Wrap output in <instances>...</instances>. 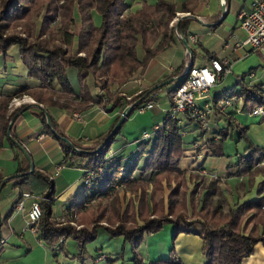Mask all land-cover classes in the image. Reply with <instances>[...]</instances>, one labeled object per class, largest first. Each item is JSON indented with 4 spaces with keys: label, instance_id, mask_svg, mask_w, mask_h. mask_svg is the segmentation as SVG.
<instances>
[{
    "label": "trees",
    "instance_id": "1",
    "mask_svg": "<svg viewBox=\"0 0 264 264\" xmlns=\"http://www.w3.org/2000/svg\"><path fill=\"white\" fill-rule=\"evenodd\" d=\"M60 1L62 0H0V57L6 59L9 50L18 46L28 77L41 82L36 91L23 86L16 95L0 96L3 104L0 112V151L8 144L14 151L15 161L18 162L16 175L10 179L14 182L13 188H20L23 195L34 191L35 180L46 186L45 195L41 196L44 219L39 239L49 242L50 245L58 243V246L66 239L74 237L79 243L80 250L85 252L86 245L96 239L102 228L97 224L107 220L113 224L117 222L121 224L118 228H102L101 231L115 238L123 237L126 243L138 251L145 236L159 234L167 224H172L174 241L181 233H194L202 239L207 254L205 264H243L254 254L259 244L264 246V181L260 182L257 189V199L243 201L237 198L232 207H229L230 203L227 205L229 199L223 194L222 201H215L218 191L213 186L201 189L197 199L194 190L193 193H189L187 200V191H181L180 186L184 183L188 170L179 166L180 160L186 158L188 153L184 136V133H187L185 126L196 124L197 130L202 129L200 135L202 139L208 134L205 129L211 126L203 128L201 122L188 117L172 118L170 111L162 125L149 133L148 139L143 135L142 141L138 143V152L132 156L118 155L117 151L112 150L123 126L107 141L101 135L95 142V148L84 149L76 143H73L74 147L70 146L61 139L62 135L58 132L53 118L49 116L51 120L49 125L46 114L41 113L40 118L46 126V132L56 136L61 143L65 155L61 164L84 169L82 192L72 203L75 211H69L60 219H68L77 212L80 222L88 228L75 231L59 227L52 213L56 194L53 180L43 176L36 169L31 173V164L20 149L22 144L14 133L11 132V137L9 136L11 119L17 114L16 111L14 115L8 117V106L12 99L22 94H30L45 110L53 108L85 111L92 105L107 108L110 104L113 108H119L122 106L121 99L113 97L107 100L99 94L92 95L91 91L98 86L106 92L112 85L121 86L128 83L150 60L154 44L167 35L169 24L176 13H192L193 5L199 0H185L181 11H177L176 4L167 0H161L155 5L144 1L139 11L130 14L126 0H78L74 8L61 5ZM93 12H97L101 17L100 25L94 22ZM57 18L60 20V29L55 31L51 26ZM17 27L21 28L25 39L20 36H5ZM180 28L184 37L188 39L186 22H182ZM30 40H35L36 43L30 45ZM56 42L65 44L66 49L59 48ZM140 45L145 52L144 59H140L138 55ZM161 45L163 46L162 40L159 46ZM192 52L194 55L193 50ZM81 54H85V57ZM183 68L178 75L184 73ZM71 69L77 71L76 87L68 77ZM247 76L248 74H243L240 77L242 86ZM101 77H106L107 81L99 86L97 81ZM181 81L178 80L169 95L173 94ZM235 89L237 87L226 90L215 98V116L225 118L227 125L220 126L215 134L210 133L202 150L192 148L193 152L203 151L202 155H198V160L192 157L193 164L190 166L194 170L206 169L205 162L209 157L227 156L225 146L232 136L233 127L237 130L238 142H245L248 147L244 154L238 156L236 162L229 163L226 175L247 177L263 162V147H254L248 137L249 127L243 126L229 114L221 111L220 103L228 97L237 100L242 98L244 104L241 107L246 106L252 113L257 107H264V95L258 86L246 85L237 93ZM152 90L125 102L124 106H127L138 101L129 117L140 106L153 99ZM145 94L148 95L142 99ZM149 97L151 99L148 100ZM262 117L264 120V116ZM120 118L121 116L116 119L113 130ZM104 140L106 144L101 150H97L105 143ZM197 142L198 140L193 144ZM80 149L89 153L79 152ZM201 156L203 157L200 158ZM200 162L202 163L199 164ZM92 172L97 176L92 188L89 189L85 179ZM163 180L177 181L178 185L169 195L167 212L162 211V206L158 203H153V215L157 216L153 219L149 214L151 204L149 201L153 200V195L149 196L148 190L152 185L155 192L163 194L164 189L160 185ZM121 188H129L139 194L137 212L134 211L131 202L125 207L122 206L118 192ZM110 198L114 200L110 208H102V202ZM94 201H101V204L86 207ZM179 203L183 209L191 207L199 221L195 220L191 224L185 220L179 212ZM226 207H229L227 212ZM12 213L13 209L4 218L0 215V228L11 218ZM3 244L4 238L0 231V259ZM171 251L172 255L160 260L159 264H179L174 261L175 248ZM107 258V255L101 254L96 260L100 262ZM134 262L143 264L138 254L135 255Z\"/></svg>",
    "mask_w": 264,
    "mask_h": 264
},
{
    "label": "crops",
    "instance_id": "2",
    "mask_svg": "<svg viewBox=\"0 0 264 264\" xmlns=\"http://www.w3.org/2000/svg\"><path fill=\"white\" fill-rule=\"evenodd\" d=\"M144 1L150 5H155L161 0H126V3L129 6L131 13H136L141 9ZM167 1L176 4L177 10H181L182 5L185 2V0ZM225 1L228 17L231 6L235 1ZM196 4L197 7L195 10L192 9L194 17H192L191 20H196L201 26H203V28L198 30V34V32L190 29L189 21L187 24L188 39H186L189 46H193L195 56L193 55L192 49L189 53H187V48L175 52L173 46H177L181 43L178 41H173L168 47H163L161 45L157 48L162 40L159 39L152 48V57L136 74L137 76L140 75L142 83L137 84L131 81L120 87L115 85L113 87L114 90H119L123 92V94L135 99L148 90L153 89V92L151 91V93L156 96V100L154 102V107L149 111L161 107L162 112H165L167 115L171 107V95H169V92L177 84L179 77L181 76L178 74L181 72L182 67H184L183 69L185 72L192 62H194L195 66H203L206 62L212 59H218L224 63H228L227 67H230L231 72L225 75L215 87L218 88L217 94L212 95L211 93V99L213 102L215 101V98L222 95L224 91L234 89L239 85L240 88L235 89L236 93L239 92L243 86L247 85L251 87L258 86V89L264 95L263 80L258 79V82H248L247 77L242 86V83H240V77L243 74L235 76L234 69L236 68V63L239 61L241 62L242 59L250 58L251 54L254 53L250 52L248 49L238 47V41L245 39V33L240 28V25L238 24L233 30L225 29L218 39L217 37H214L215 32L224 23V21L223 23H219L223 17L221 2L219 0H199ZM250 8V0H238L237 18L242 11L250 10ZM211 36L212 38H216L219 42V48L215 49L211 46ZM192 37L195 39V42L191 41ZM203 37H209V39H206L204 42ZM140 52L141 53H138L139 58L144 59L145 52L143 50ZM174 54L179 57L180 62L172 63V58L175 57ZM0 63H2L0 66V96L6 97L16 95L23 86H28L33 91H36L41 84L40 81L28 77V71L22 62L18 46L9 50L6 59L0 57ZM244 74L250 75V79L254 76L253 73L249 74V72ZM173 75H175L174 78H171ZM235 77L236 86H231ZM57 88L59 89V85H57ZM147 95L148 94H145L142 99ZM149 99L151 98L149 97L148 100ZM121 104L122 106L119 108H113L110 104L107 108H104L101 105H92L85 111L72 112L69 110L52 108L45 110V112L48 116L53 118L58 132L62 135L61 137L70 140L72 144H79L84 149H92L95 148V142L101 135L104 136L105 140L111 135L116 119L122 115L125 108L124 100H122ZM37 105L40 104L36 102L35 104L27 105L18 110L13 119L11 132L15 134L18 141L22 144V147L31 156L32 164L35 169L43 176L49 177L53 180L56 194L54 197L55 201L54 206L52 207V213L53 218L57 220L69 213V211H75L72 207V203L82 192V177L84 169L61 164L65 159L61 143L56 136L46 132V126L40 118L41 113L45 112L37 107ZM232 107L233 109L230 111L228 109L226 113L242 124L237 117L240 113L249 112L248 108L246 106L241 107L236 102ZM74 113L80 114L82 116V121L76 119L73 115ZM217 118H219L218 123L220 124H218V127H216L217 122H215L217 121ZM162 123L163 120L156 124L153 128V132L156 128L161 126ZM223 125H227L225 118L214 116L209 125L211 128L209 127L208 129H205V131H208V134L204 136L203 139L200 137L202 131L197 130V126L193 129L189 128L188 131L186 130L187 134L185 135V138L191 134L196 135V133H198L196 137L200 138L202 143H205L209 134H215L218 128ZM143 133L149 134L152 132L145 129L142 134ZM140 141L135 140L134 143L138 145ZM194 141H196V139L190 143V148H192L191 144H193ZM120 142L121 144H128L129 141L122 139L116 140L115 143L119 144ZM251 142L254 146H257L252 140ZM78 151L89 153V151L83 149ZM115 151H117L118 155L124 154V150L122 149H117ZM184 161L185 158L180 161L179 166L182 169H188L190 164L188 163L187 166H184L182 165V162ZM207 161L208 160L205 162V166L212 171L211 173L220 174L219 176L226 175L227 169L221 173L216 166L212 167L207 165ZM60 166L61 169L57 171V168ZM227 166H229V163H227ZM17 169L18 162L15 161L14 151L8 144H6V146L0 151V215L4 218L12 209L13 213L11 214V218L5 222L1 228L4 238V249L1 255L0 264H104L105 262H107L106 264H135L134 257L136 254L142 257L143 264H159V252L151 249L149 246H145V244L150 245L153 238H156V236H159L158 238H160L162 236L161 232L159 234L145 236L138 251H135L131 244L126 243L124 238L120 237L119 239L124 240V249L122 253H116L117 255L114 256H110L105 250L106 242H109L106 241L109 239V235L101 230L97 233L94 242L88 246L86 245L85 252L80 250L79 243L74 237H71L74 240V243L71 247L67 248L68 251L63 247L68 239L58 246V243L50 245L49 242L41 241L38 236L30 231L28 226V210L31 201H25V208L23 210L17 209V203L22 196L21 190L20 188H13L14 182L10 181V179L16 175ZM233 178L235 177L229 176V178H227L228 184ZM238 178L239 180L236 179V181H243L244 183L248 182L247 177ZM260 182L261 181L259 180L258 183ZM34 187L38 191L34 190L32 193L40 198L45 195L46 186L42 182L35 180ZM255 199H257V191H254L253 189L243 201ZM170 237L171 236L169 235V238ZM99 241H102L101 243L104 245L101 246L100 244H96ZM174 248L176 250L174 261L179 264H205L207 261L204 243L202 239L194 233H181L178 235L174 242ZM101 254L107 255L108 258L104 261H96V258ZM162 255L164 256L163 253ZM243 264H264V246L259 244L256 247L254 254L246 259Z\"/></svg>",
    "mask_w": 264,
    "mask_h": 264
},
{
    "label": "rangeland",
    "instance_id": "3",
    "mask_svg": "<svg viewBox=\"0 0 264 264\" xmlns=\"http://www.w3.org/2000/svg\"><path fill=\"white\" fill-rule=\"evenodd\" d=\"M234 1L235 2L231 6L230 13H229L228 17L226 18L224 23L218 28V30L215 32L214 37H217L218 39H219V36L225 31V29L233 30L234 28L237 27L238 24L240 25L238 18H237L238 0H234ZM77 2H78V0H62V1H60V4L61 5L63 4L69 8H72V7L74 8L77 5ZM193 9L195 10V8H193ZM177 11H181V10H177ZM128 13L130 14L131 11L129 10ZM93 17H94V22L96 23V25H100L101 24V17L99 16V14L97 12H93ZM41 19H42V17L39 18V20H41ZM183 22H186V25L189 22L190 29L192 31L198 32V34H199L198 30L203 28V26H201L196 20H194V19L191 20V18H187ZM59 24H60V20L57 18L52 23V26H51L52 29H55V31H58V29H60ZM168 31H169V28H168ZM168 34L169 33H167V35L162 38L163 47H167V43L165 42L166 39H168L170 41V43L172 41H178L179 42L178 38H176L174 36L169 38ZM5 36H20V37H23L24 39L26 38V36L22 34L20 27H17L15 29L10 30L8 33H6ZM45 38L46 37H43V39H45ZM211 38H212V36H211ZM203 39L205 42L206 39L207 40L209 39V37H203ZM35 43H36L35 40L29 41L30 45H33ZM181 43H179L177 46H173V50L175 52H178L182 49H186L185 44L182 41H181ZM210 44L215 49L220 47L219 42L216 40V38H212V42ZM56 45L61 49H64V50L66 49V45L61 43V42H56ZM204 45H205V43H204ZM189 47H190V49L193 50V46H189ZM157 48H159V45ZM141 50H142V48L140 45L139 49H138V53H141L140 52ZM186 50H187V53H189L188 49H186ZM81 56L85 57V54H81ZM172 60H173L172 63L180 62L179 57L176 55L174 58H172ZM1 64L2 63H0V66H1ZM235 67H236L234 69V72L236 74L235 76L242 75L244 73L249 72V73H253L254 76H253V78L250 79V77H249L250 75H248L247 76L248 82L249 81L258 82V79H261L264 81V58L261 54L252 53L250 58L248 57L246 59H242L241 62L239 61L238 63H236ZM246 68H248V69H246ZM243 70H245V71H243ZM68 77H69L70 82L73 84V86L78 85L77 71L75 69H71L68 72ZM140 78H141L140 75L139 76L135 75L133 78H131V80L129 82H131V81L135 82L136 79H140ZM106 81H107L106 77H101L97 82H98V85L100 86V85H103ZM128 83H126V84H128ZM126 84H123V85H126ZM123 85H121V86H123ZM114 86L115 85H112L110 87V89L107 90L106 92L97 86L91 91V93H92V95H96V94L103 92L104 99L109 100L113 97L114 98L117 97V98L121 99V103H122L123 97L121 94H123V92H121L119 90H114L113 89ZM116 86H118V85H116ZM231 86H236V77L234 78L233 84ZM118 87H120V86H118ZM237 88H240V85L237 86ZM217 91H218V88L213 89L211 92L212 95H216ZM25 95L33 98L30 94H25ZM155 100H156V98H155ZM2 108H3V104H2V101H0V112H1ZM8 108H9V106H8ZM232 109H233V107L229 108V111ZM77 111H79V110H77ZM17 112H18V110H17ZM15 113H16V111L13 113V115ZM165 115L166 114H165V112H162L161 107H157L155 110L146 112L145 114H139L138 111H135L127 119L126 123L123 124V127L121 128V132L117 138V140H122V139L128 140L129 141L128 144H124V143L121 144V142L119 144L115 143L113 150L115 151L117 149H122V150H124L125 156L135 155L139 150V146L136 145V143H134V141L135 140L140 141L143 138L144 133L142 134V132L145 129H147L150 132H153L154 126L156 124H158L160 121L164 120V118L166 117ZM250 115H251L250 112L240 113L237 118L240 119L243 126L249 127L250 130L248 133V137L254 143H256L257 146H259L261 148L263 147L262 151L264 153V120H263V117L262 116L252 117ZM8 117H9V115H8ZM14 117L11 119V122L14 119ZM218 119L219 118H217V121H215V122H217L216 127H218L220 125L218 123L219 122ZM196 126H197L196 124H192V125L185 126V128L188 131L189 128L193 129ZM186 134L187 133L185 132L184 136ZM197 134L198 133H196V135L191 134L190 136H188L186 138V143H187V147H188V155L186 156L185 161L182 162V165H184V166H187L188 163L189 164L192 163V160H193L192 157H194L198 160L199 159L198 155H202L201 152H203V151L193 152V149H192V148H194V150L195 149L196 150H202V148L204 146V143L201 142V139L196 137ZM231 134H232V136L229 139V141L226 143V146H225V151H226L227 156L224 158L209 157L208 161H207V165L212 166V167L216 166L217 168H219L218 170L221 173L224 172V170L228 168L227 163L236 162L238 156L244 154L247 150V147H248V145L245 142H238V139H237L238 133H237V130L235 128H233V131L231 132ZM209 136H210V134H209ZM195 139L198 140V143L197 144H191L192 148H190V143ZM254 147H256V146H254ZM99 149H101V147L98 148L97 150H99ZM202 157L203 156H201V158ZM201 163L202 162H200L199 164H201ZM206 169L209 172H212L207 167H206ZM186 170H188V172L186 174V179H185L184 183L181 184L180 190L181 191H184V190L187 191V196H186L187 200L189 198V193L190 194L193 193L194 190L196 193L195 198L197 199L198 195L200 194L201 189L213 186L218 191V193L215 197V201H222L221 195L223 194V195L227 196V198L229 199V202L227 203V205L230 203L229 207H232L236 203L237 198L240 200H243L244 198H246L248 196V194H250V192H252L253 189H254V191H257V189L260 185V183H258V181L259 180L264 181V160L261 164L257 165V169L255 170V172L253 174L247 176V178H248L247 179L248 182L246 181L247 183H244L243 181L242 182L236 181V179L239 180V178L235 177V178L231 179V181L228 184L227 178H229V175L219 176L220 174L219 175L218 174H208V173L203 174L201 172L200 168L197 170H194V168L193 167L191 168V166H189V168ZM120 175H122V174H120ZM160 185L164 189L163 194L155 192V188L153 189L152 185H150V189L148 190L149 196L153 195V200L149 201L151 203L149 205V214L151 215V218H153V219L157 218V216L153 215L154 214V212H153V210H154L153 205L154 204L153 203H155V202L158 203L159 205L162 206L161 210L162 211L164 210L165 212H167L169 195H170L172 189L178 185V182L177 181L168 182L166 180H163V182ZM34 190L38 191L37 189H34ZM118 192H119V198H120V201L122 203V206L125 207L127 204H129L131 202L133 207H134V211L137 212V208L139 205V194H137V192L130 190L129 188H126V189L121 188L120 190H118ZM138 192L140 193V190H138ZM113 201L114 200L110 198V199L102 202L101 207L105 208V209H109L110 205L113 204ZM99 204H101V201H97V202L94 201V202L87 204L86 207L91 208V207L97 206ZM178 206L180 207V210H179L180 214L182 216H184L185 220H187L189 223L192 224V222L195 220L199 221L198 217H196L193 214L194 212H193L191 207H190L191 210L188 207L186 209H183V208H181L180 203ZM228 208L227 207L225 208V212L228 211ZM57 221L59 223L58 224L59 227L72 229L75 231H78L77 227H80L81 229H85L87 227V225L82 224L80 222V216L77 212L74 213L73 215H70V217L68 219H60L59 218V219H57ZM71 222H74L75 226L72 224L70 225ZM120 224H121V222H117V223L113 224V223H110L107 220H105V221H103L97 225L104 228V229H115V228H118L120 226ZM102 228H100V230H102ZM161 233H162L161 234L162 236L160 238H158L159 236H156V238H153L150 245L145 244V246H147V247L149 246L151 249L159 252L158 253V259L159 260L164 259L165 257H170L172 255L171 250L174 248V242H175L173 240V237H172L173 235H171V234H173V225L172 224H167ZM107 235H109V239L106 240L109 242H106V245H105V248H106L105 250L107 251V253L110 256L117 255L116 253H120V252L122 253L123 249H124V240L112 237L108 233H107ZM169 235L171 236L170 238H169ZM93 242L88 243V245L93 243ZM101 242L102 241H99L96 244H100L101 246L104 245ZM73 243H74V240L72 238H68V240L65 242L63 247L68 251L67 248L71 247L73 245ZM162 253L164 254L165 257L162 255ZM87 256H89V255H87ZM106 263L107 262H105L104 264H106ZM111 264H114V263H111Z\"/></svg>",
    "mask_w": 264,
    "mask_h": 264
},
{
    "label": "built area",
    "instance_id": "4",
    "mask_svg": "<svg viewBox=\"0 0 264 264\" xmlns=\"http://www.w3.org/2000/svg\"><path fill=\"white\" fill-rule=\"evenodd\" d=\"M219 1L221 4L223 3V0ZM250 3V10H244L238 15L240 28L245 33V39L238 41V47L248 49L250 52L260 53L264 56V0H250ZM196 7L197 6L194 4L193 8ZM192 17L194 16L191 12H177L169 24L168 37L171 38L174 36L178 38L179 42H181L184 39V35L180 30L181 24L185 19ZM191 41L195 42V39L192 37ZM165 42L167 43V47L173 43V41L170 43L168 39H166ZM227 64L228 63H224L218 59H212L206 62L203 66L194 65L189 73L185 71L179 77V80H182V83L171 95V117H188L194 121L201 122L203 128L209 127L211 119L215 116V107L214 102L211 99V91L218 85L225 75L231 72V69L230 67H227ZM135 83L141 84L142 79H136ZM99 95L104 96L103 92L99 93ZM121 95L126 103L132 100L131 97L125 94ZM155 98L156 97L153 96L152 100L140 106L136 111H138L139 114H145L151 110L154 107ZM235 102H238V104L242 106L244 104V99L240 98L237 100L233 97L224 99L220 103L221 111L226 112ZM35 103L36 101L33 98L25 94L16 96L12 99L7 113L10 117L20 108ZM133 103L127 106L125 105L124 110L130 107ZM73 115L76 119L82 121V116L80 114L74 113ZM251 115L256 117L264 116V107H257L253 110ZM149 137V134H144V138L148 139ZM60 169L61 166L57 168V171ZM201 172L203 174H213L206 169H201ZM96 176L97 175L92 172L85 179V184L88 185L89 189L92 188V183ZM26 200L31 201L28 210L29 229L33 234L39 236L42 231L41 225L44 219V212L41 205L43 200L34 193H24L17 203L18 210H23L25 208ZM71 224L75 226L74 222H71L70 225ZM80 229V227H77V230Z\"/></svg>",
    "mask_w": 264,
    "mask_h": 264
},
{
    "label": "water",
    "instance_id": "5",
    "mask_svg": "<svg viewBox=\"0 0 264 264\" xmlns=\"http://www.w3.org/2000/svg\"><path fill=\"white\" fill-rule=\"evenodd\" d=\"M221 6H222V9H223V17H222V19H221V21L219 22V23H223V21H225V19H226V17H227V8H226V2H225V0H223V3L221 4ZM182 42L185 44V46H186V48L188 49V51L189 52H191V49H190V47H189V44H188V42H187V40H186V38L184 37V39L182 40ZM194 66V62H192L189 66H188V68H187V70H186V72L187 73H189L190 72V70H191V68ZM163 84H165V83H163ZM138 103V101L136 102V103H133L130 107H128V108H126L124 111H123V113H122V115H121V118H120V120H119V122L117 123V125L115 126V128H114V130L112 131V133H111V135L110 136H112L113 134H115L122 126H123V124L125 123V121L127 120V118L129 117V115H130V113L132 112V110L134 109V107L136 106V104ZM37 107H39L41 110H43L44 112H45V109L43 108V106H41V105H37ZM45 114H46V116H47V119H48V123H49V125H51V120H50V118H49V116H48V114L45 112ZM12 125H13V120H12V122H11V124H10V128H9V136L11 137V130H12ZM109 136V137H110ZM109 137H108V139H109ZM61 139H63L67 144H69L70 146H73V144L71 143V141L70 140H68V139H66V138H62V137H60ZM107 139V140H108ZM106 140V141H107ZM106 141H105V143H103V145L101 146V149L103 148V146H104V144H106ZM74 147V146H73ZM20 149H21V151L25 154V156H26V158L28 159V161L30 162V164H31V173L35 170V167H34V165L32 164V160H31V156L27 153V151L23 148V147H21L20 146ZM100 149V150H101ZM13 178V177H12ZM0 231H1V228H0Z\"/></svg>",
    "mask_w": 264,
    "mask_h": 264
}]
</instances>
